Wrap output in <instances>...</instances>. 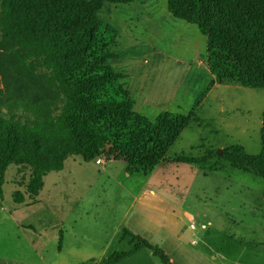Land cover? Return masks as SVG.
<instances>
[{"label": "rangeland", "instance_id": "1", "mask_svg": "<svg viewBox=\"0 0 264 264\" xmlns=\"http://www.w3.org/2000/svg\"><path fill=\"white\" fill-rule=\"evenodd\" d=\"M192 1L216 26L253 35L229 0ZM97 19V45L80 75L98 81L94 103L119 102L120 86L139 118L155 124L161 115L158 128L151 130L162 141L174 137L169 159L182 154L197 159L208 149L233 146L248 155L260 153L264 89L217 84L205 37L196 26L174 19L165 0L106 3ZM102 46L113 59L97 65ZM106 68L122 80H99ZM96 148L94 158L71 155L62 171L44 179L40 197L50 199L56 225L64 222L67 240L61 251L54 231L42 248L32 246L34 230L19 226L33 224L31 211L24 220L23 214L9 213L16 167L8 168L0 198V264H100L123 249L117 242L121 230L159 247L173 264H264V179L229 164L215 170L177 161L128 176L123 158L110 152L109 144ZM118 264L160 262L140 250Z\"/></svg>", "mask_w": 264, "mask_h": 264}, {"label": "trees", "instance_id": "2", "mask_svg": "<svg viewBox=\"0 0 264 264\" xmlns=\"http://www.w3.org/2000/svg\"><path fill=\"white\" fill-rule=\"evenodd\" d=\"M165 1L174 19L196 26L205 37L208 66L217 84L264 89V0H229L253 35L216 26L196 10L192 0ZM133 2L0 0V198L10 164L23 161L42 178L62 170L71 155L94 158L97 143L109 144L110 152L121 155L128 176L145 175L160 164L177 161L215 170L229 164L264 179V113L258 155L233 146L208 149L197 159L182 154L176 160L166 157L174 137L162 141L152 133L161 123V115L155 124L139 118L120 86L119 102L94 103L91 99L98 81L80 75L97 45V13L106 3ZM111 59L109 47L102 46L94 62L103 65ZM122 78L111 68L99 76L107 83ZM94 119L108 123H95ZM136 119L138 123L128 125ZM117 242L124 250L114 251L100 264H118L140 250L151 252L160 264H173L159 247L130 231L121 230Z\"/></svg>", "mask_w": 264, "mask_h": 264}, {"label": "crops", "instance_id": "3", "mask_svg": "<svg viewBox=\"0 0 264 264\" xmlns=\"http://www.w3.org/2000/svg\"><path fill=\"white\" fill-rule=\"evenodd\" d=\"M0 88H1V82H0ZM10 166H15L16 170L12 180V184L15 186V191L12 193L14 208L9 213L13 217L15 214H17L18 216L20 215L22 216L23 214L22 219L24 220L25 219L24 217H26L24 213L31 211L32 212L31 215H33V224L31 222V224L28 225H24V224L19 225L22 229L34 230L35 232L34 233L35 237H33L34 243L32 244L33 238H31L30 244H32V246L35 248L38 247L39 244H41L40 248H42L43 241H45L46 237L50 235V232L54 231L56 232L58 239L57 240L58 251H61L64 241L67 240L65 237L66 233L65 231H63L64 222L59 221V223H57L56 225V221L54 220V215L52 212H50V210L52 209L51 207L52 203L50 199H48L47 196L46 198L40 197L45 188L44 179L50 173L47 174L45 177L41 178L36 173L33 167H31L29 164L23 161H16L10 164ZM3 186H2V195H3ZM41 200L44 201L46 206L42 204Z\"/></svg>", "mask_w": 264, "mask_h": 264}, {"label": "built area", "instance_id": "4", "mask_svg": "<svg viewBox=\"0 0 264 264\" xmlns=\"http://www.w3.org/2000/svg\"><path fill=\"white\" fill-rule=\"evenodd\" d=\"M100 163V161H97V164Z\"/></svg>", "mask_w": 264, "mask_h": 264}]
</instances>
